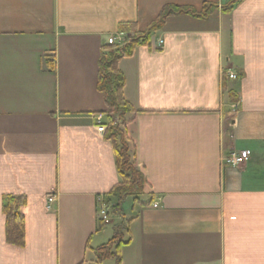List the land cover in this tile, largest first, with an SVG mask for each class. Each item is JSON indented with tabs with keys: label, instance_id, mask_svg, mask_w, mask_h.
I'll return each mask as SVG.
<instances>
[{
	"label": "crops",
	"instance_id": "crops-1",
	"mask_svg": "<svg viewBox=\"0 0 264 264\" xmlns=\"http://www.w3.org/2000/svg\"><path fill=\"white\" fill-rule=\"evenodd\" d=\"M232 1L0 0V264H116L95 253L116 227L128 240L121 264H264V0L224 12ZM205 5L204 16H168L118 62L140 111L148 194L102 224L98 205L119 182L93 120L107 111V39L124 23L149 31L164 9ZM230 150L251 155L227 167ZM8 194L27 197L23 248L6 241Z\"/></svg>",
	"mask_w": 264,
	"mask_h": 264
},
{
	"label": "trees",
	"instance_id": "trees-1",
	"mask_svg": "<svg viewBox=\"0 0 264 264\" xmlns=\"http://www.w3.org/2000/svg\"><path fill=\"white\" fill-rule=\"evenodd\" d=\"M237 1L225 5L223 11L231 12ZM213 7L205 5L200 12L183 7L164 9L158 20L146 32L138 31L133 23L121 24L120 31L129 33L130 41L121 47L109 45L103 52L100 60L98 90L103 93L105 98L107 119L111 120V116H117L119 119L118 123L107 125L105 133L107 139L113 144L119 174V182L110 191V195L133 196L134 201H139L142 196L148 194V184L138 164L137 141L129 129V125L135 123L136 116L140 111L136 110L125 98V76L118 68V62L124 57L132 56L137 46L150 45L151 33L158 30L168 16L173 14L204 16ZM48 65L52 70L55 69L54 61L49 59ZM229 94L231 100L236 102L235 91H230ZM129 115L131 117L127 119ZM26 203L27 197L24 195L8 194L3 197L2 211L6 219V241L8 244L21 248L26 246V219L21 211ZM118 208L119 205L113 207L110 214H117L116 209ZM123 232L126 233L125 228L116 227L114 237L95 249L98 263L115 259L116 264H121V248L128 242L124 239Z\"/></svg>",
	"mask_w": 264,
	"mask_h": 264
},
{
	"label": "built area",
	"instance_id": "built-area-1",
	"mask_svg": "<svg viewBox=\"0 0 264 264\" xmlns=\"http://www.w3.org/2000/svg\"><path fill=\"white\" fill-rule=\"evenodd\" d=\"M130 34L127 32H118L116 34L111 35L107 39L108 45H117L119 47L124 46L126 43L130 41ZM163 41H159L158 45H162ZM228 77L230 79H235L237 76L234 73H228ZM94 127L98 134L103 135L107 131V116L104 113H97L93 115ZM251 152L249 150H230L226 154L223 155L222 164L227 167H239L245 164L250 158ZM56 196L51 194L48 197V208L55 202ZM154 207H157V204H154ZM111 205L107 201L103 200L98 205V220L102 224H109Z\"/></svg>",
	"mask_w": 264,
	"mask_h": 264
},
{
	"label": "rangeland",
	"instance_id": "rangeland-1",
	"mask_svg": "<svg viewBox=\"0 0 264 264\" xmlns=\"http://www.w3.org/2000/svg\"><path fill=\"white\" fill-rule=\"evenodd\" d=\"M111 117H112V119L108 120V124L107 125H110V124L114 125L115 123L119 122V119H118L117 116H111ZM130 117H131V115H129L127 117V119H129ZM129 129H130V132H131L132 136H134L135 135V124L134 123L130 124L129 125ZM110 197L111 198L108 199L107 202L111 204V209L113 207H116L117 205H119V208L116 209V212H118V213L120 212V207L122 205H124L125 201L131 202L132 200H134L133 196H122V197H119L117 195H111ZM110 216H111V214H110ZM106 263L108 264L109 262H106Z\"/></svg>",
	"mask_w": 264,
	"mask_h": 264
}]
</instances>
